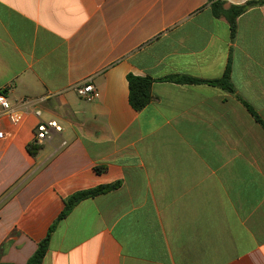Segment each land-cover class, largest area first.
I'll use <instances>...</instances> for the list:
<instances>
[{"label":"crops","instance_id":"0c3cea01","mask_svg":"<svg viewBox=\"0 0 264 264\" xmlns=\"http://www.w3.org/2000/svg\"><path fill=\"white\" fill-rule=\"evenodd\" d=\"M211 6L0 0V92L26 112L0 107V264H26L68 196L115 182L58 224L43 264H264V126L243 103L264 123V3L234 33ZM229 60L235 94L208 83ZM130 74L154 80L141 111ZM35 110L63 128L42 145Z\"/></svg>","mask_w":264,"mask_h":264},{"label":"trees","instance_id":"16d2710c","mask_svg":"<svg viewBox=\"0 0 264 264\" xmlns=\"http://www.w3.org/2000/svg\"><path fill=\"white\" fill-rule=\"evenodd\" d=\"M212 3V12L216 17H226L230 23L231 29L233 33L236 31V21L237 18L242 15L245 11H247L250 7L259 5L264 3V0H254L247 2L240 6H231L226 9L224 7V3L221 0H209ZM166 80L173 81L175 83H200L202 82L199 79H195L188 76H174L167 78ZM129 82V101L131 106L136 111H141L145 107H147L152 101V85L154 80L149 77H139L130 74L128 76ZM212 85H217L223 88L228 93L235 94L234 86L231 82V65L230 60L223 77L219 80L208 82ZM250 110V112L255 116V118L264 126L263 121L259 118V116L247 105L243 102ZM40 146H30L29 152L31 155H36L40 150ZM97 172H102L105 168H96ZM121 186V182H115L107 185H100L94 188L79 190L70 196H68L65 202V208L63 212L59 215L57 220L52 224L49 228L47 236L38 244V247L34 254L30 257L26 264H43V261L47 255L49 250V245L55 232L58 224L65 219L71 211L82 201L87 199L96 198L100 195L112 192L118 189Z\"/></svg>","mask_w":264,"mask_h":264},{"label":"built area","instance_id":"2783aa9c","mask_svg":"<svg viewBox=\"0 0 264 264\" xmlns=\"http://www.w3.org/2000/svg\"><path fill=\"white\" fill-rule=\"evenodd\" d=\"M75 90L87 102H94L100 98V92L92 80H87L76 86ZM0 107L5 114H9L12 117L15 124L23 121L26 113L25 110L14 108L4 92H0ZM35 114L40 119L35 132V142L38 145H42L47 140H50L53 133H61L63 131V128L56 120H43L40 110H35Z\"/></svg>","mask_w":264,"mask_h":264}]
</instances>
